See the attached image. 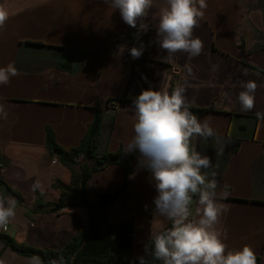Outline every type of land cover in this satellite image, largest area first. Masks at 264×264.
<instances>
[{"label":"crops","instance_id":"0c3cea01","mask_svg":"<svg viewBox=\"0 0 264 264\" xmlns=\"http://www.w3.org/2000/svg\"><path fill=\"white\" fill-rule=\"evenodd\" d=\"M206 3L194 31L203 52L196 57L179 52L166 61L164 51L150 43L166 0H153L146 20L150 30L140 36L145 50L136 60L129 53L140 46L136 29L103 0H0L9 13L0 31V67L12 64L18 72L0 86V106L7 113L0 115V198L6 206L9 198L16 202L14 218L0 232L38 249H59L86 230L85 206L59 211L49 206L60 195L56 182L70 184L80 162L67 166L51 155L46 130L61 148H75L98 113V152H125L134 136L132 102L111 105L109 99L125 98L136 85L169 94L182 86L190 107L210 109L198 118H210L215 135L194 136L190 147L211 159L202 174L217 180V193H229L220 200L228 211L218 225L227 231L228 250L251 246L264 264V121L256 116L264 113V0ZM247 80L258 85L251 111H243L238 100ZM137 157L138 151L125 163L127 186L108 206L107 216L112 222L132 217V255L139 260L149 236L171 222L155 212L156 192L150 174L137 172ZM122 181V165L108 164L87 181L88 196L111 193ZM196 207L194 197L192 219ZM0 264L37 261L0 241Z\"/></svg>","mask_w":264,"mask_h":264},{"label":"clouds","instance_id":"9594fccd","mask_svg":"<svg viewBox=\"0 0 264 264\" xmlns=\"http://www.w3.org/2000/svg\"><path fill=\"white\" fill-rule=\"evenodd\" d=\"M113 11L119 10L124 23L133 29L135 39L150 30L146 23L153 0H103ZM161 10L154 41L165 53L164 60H171L179 52L190 57L203 52L204 43L194 36L199 20L207 8L206 0H166ZM9 13L0 8V31L4 30ZM145 45L129 49L132 59L140 58ZM213 71L218 65L212 66ZM247 75L245 71L243 73ZM17 69L8 64L0 67V86L8 85ZM238 100L243 111L255 107V81L241 82ZM185 88H175L170 94L151 87L132 99L135 117L134 136L125 147V153L138 151L137 172L147 171L156 195L153 197L155 212L171 222V227L149 236L145 255L140 264H147L151 257L160 264H257V255L251 246L235 251L225 243L227 231L218 227L221 217L228 211L220 202L228 191L217 193V180H208L202 169L211 166V159L190 147L192 137L207 139L215 135L210 118L201 121L190 109L184 95ZM0 115L7 113L0 106ZM257 119L264 121V113L257 112ZM136 173H133L134 178ZM196 197L195 219L192 205ZM0 198V228H7L15 216L16 202ZM147 208V205L145 206ZM37 264H39L37 260Z\"/></svg>","mask_w":264,"mask_h":264},{"label":"trees","instance_id":"16d2710c","mask_svg":"<svg viewBox=\"0 0 264 264\" xmlns=\"http://www.w3.org/2000/svg\"><path fill=\"white\" fill-rule=\"evenodd\" d=\"M139 59V58H138ZM136 60V59H135ZM144 90L143 86L136 85L133 91L125 98L109 99L115 101H131ZM197 117L210 111L209 108L190 107ZM101 118L94 114L86 134L78 147L63 149L56 143L51 130H46V145L51 155L67 166L79 163V172L73 173L70 184L56 182L60 191L59 198L49 204L53 211H59L69 205H83L88 213L86 230L76 233L59 249H38L25 243L15 241L11 236L0 232V241L22 256L35 259L40 264H140L134 259L133 251V220L127 217L112 222L107 216V208L126 188V177L129 167L125 163L136 151L126 154L122 149L116 152H98L97 138L99 135ZM55 154V155H54ZM90 161V162H89ZM118 163L122 165L123 181L111 193H98L88 196L87 181L104 166ZM1 169V167H0ZM0 175V184H2ZM171 223L160 232L170 228ZM159 232V233H160ZM147 264H160L159 261L146 257ZM257 264L260 257L257 256Z\"/></svg>","mask_w":264,"mask_h":264},{"label":"built area","instance_id":"2783aa9c","mask_svg":"<svg viewBox=\"0 0 264 264\" xmlns=\"http://www.w3.org/2000/svg\"><path fill=\"white\" fill-rule=\"evenodd\" d=\"M171 72L174 74V75H178L179 74V69L177 68V67H175V66H173V67H171ZM117 102L115 101V100H111V101H109V104H111V105H115ZM108 107V106H107ZM109 108V107H108ZM110 109L111 110H113L114 109V106H112V107H110ZM57 160H56V158H52V162H56ZM3 229H5V228H3Z\"/></svg>","mask_w":264,"mask_h":264}]
</instances>
